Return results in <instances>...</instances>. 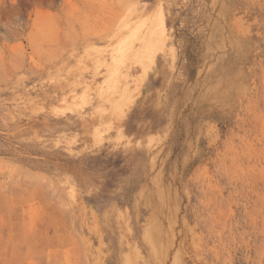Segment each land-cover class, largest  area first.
Wrapping results in <instances>:
<instances>
[{
  "label": "rangeland",
  "instance_id": "1",
  "mask_svg": "<svg viewBox=\"0 0 264 264\" xmlns=\"http://www.w3.org/2000/svg\"><path fill=\"white\" fill-rule=\"evenodd\" d=\"M0 264H264V0H0Z\"/></svg>",
  "mask_w": 264,
  "mask_h": 264
},
{
  "label": "bare ground",
  "instance_id": "2",
  "mask_svg": "<svg viewBox=\"0 0 264 264\" xmlns=\"http://www.w3.org/2000/svg\"><path fill=\"white\" fill-rule=\"evenodd\" d=\"M151 47V46H150ZM154 48H155V46H153ZM153 47H151V48H153ZM146 57H147V55H146ZM143 58V57H142ZM141 59V58H140ZM146 59V58H145Z\"/></svg>",
  "mask_w": 264,
  "mask_h": 264
}]
</instances>
